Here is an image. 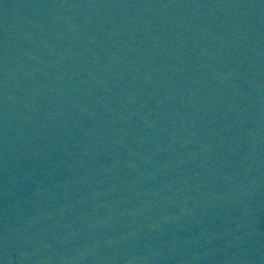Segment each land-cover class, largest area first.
Listing matches in <instances>:
<instances>
[{"label": "water", "instance_id": "1", "mask_svg": "<svg viewBox=\"0 0 264 264\" xmlns=\"http://www.w3.org/2000/svg\"><path fill=\"white\" fill-rule=\"evenodd\" d=\"M0 24L108 27L264 49V0H0Z\"/></svg>", "mask_w": 264, "mask_h": 264}]
</instances>
